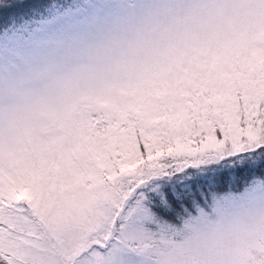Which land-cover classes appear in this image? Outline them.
<instances>
[{"label":"snow or ice","instance_id":"obj_1","mask_svg":"<svg viewBox=\"0 0 264 264\" xmlns=\"http://www.w3.org/2000/svg\"><path fill=\"white\" fill-rule=\"evenodd\" d=\"M0 264H264V0H0Z\"/></svg>","mask_w":264,"mask_h":264},{"label":"trees","instance_id":"obj_2","mask_svg":"<svg viewBox=\"0 0 264 264\" xmlns=\"http://www.w3.org/2000/svg\"><path fill=\"white\" fill-rule=\"evenodd\" d=\"M254 175L257 178H260V176H261V174L259 172L255 173ZM252 178H253V176H244L238 182L235 183V186H238L239 184H240V186H243L244 184L250 182ZM235 186H234V188H235ZM228 187H229V185L226 184L222 190L226 191L228 189Z\"/></svg>","mask_w":264,"mask_h":264},{"label":"rangeland","instance_id":"obj_3","mask_svg":"<svg viewBox=\"0 0 264 264\" xmlns=\"http://www.w3.org/2000/svg\"><path fill=\"white\" fill-rule=\"evenodd\" d=\"M247 184V183H246ZM246 184H244L243 186H240V184L238 186H235V188H233V190H239L242 191L243 188L246 186ZM228 190V189H227Z\"/></svg>","mask_w":264,"mask_h":264},{"label":"clouds","instance_id":"obj_4","mask_svg":"<svg viewBox=\"0 0 264 264\" xmlns=\"http://www.w3.org/2000/svg\"><path fill=\"white\" fill-rule=\"evenodd\" d=\"M176 239H177V241H179V237H177Z\"/></svg>","mask_w":264,"mask_h":264}]
</instances>
